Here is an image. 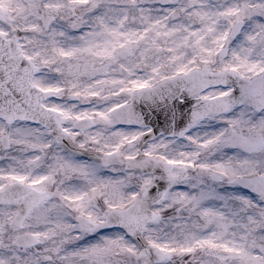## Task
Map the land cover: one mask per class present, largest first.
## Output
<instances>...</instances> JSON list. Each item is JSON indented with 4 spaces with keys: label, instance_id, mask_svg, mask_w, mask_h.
<instances>
[{
    "label": "snow or ice",
    "instance_id": "obj_1",
    "mask_svg": "<svg viewBox=\"0 0 264 264\" xmlns=\"http://www.w3.org/2000/svg\"><path fill=\"white\" fill-rule=\"evenodd\" d=\"M0 264H264V0H0Z\"/></svg>",
    "mask_w": 264,
    "mask_h": 264
}]
</instances>
